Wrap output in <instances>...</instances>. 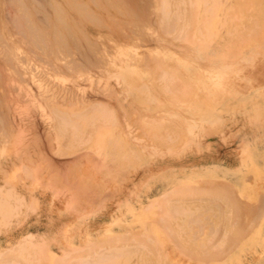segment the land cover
I'll list each match as a JSON object with an SVG mask.
<instances>
[{"label": "rangeland", "instance_id": "obj_1", "mask_svg": "<svg viewBox=\"0 0 264 264\" xmlns=\"http://www.w3.org/2000/svg\"><path fill=\"white\" fill-rule=\"evenodd\" d=\"M130 1L137 13L140 10L144 13L154 10L152 1ZM135 4H141L142 9L139 8L138 10L137 7L140 6ZM209 4L211 2H208ZM222 6L221 9H218L217 14L220 16L218 18L221 20L227 15L226 17L230 18V20L227 19L229 24L215 31L216 33L212 32L210 34L211 37L208 38L210 36L208 35L207 39L205 38L206 40L201 38L202 35H198L196 32L197 38L192 40V42L187 40L183 43L180 41L177 43L170 39L169 35L163 31L161 32V29H156L157 24L148 23L145 25L143 22L142 24H132V27L130 26L137 29V35L132 40L127 38L130 40L126 41L130 42L132 47L136 46L134 47L136 51L139 50L140 53L142 52L141 54L150 52L151 55H154V60L162 61L161 58H163L165 64H169L172 61L171 65H175L177 71L174 74H177L178 77L173 88H175L177 93L174 90L175 93H172V90H168L162 78L160 79L159 77L156 80L155 72L157 70L154 73L153 71L145 70L132 76L128 70H124V72H121L120 78L123 83V92H120L119 95L117 92L121 90V84L117 80L119 78L117 74L110 73L106 78L108 86L105 85L104 89L110 90L106 96L103 93H94L95 87H92L93 84L96 86L97 75L98 81L101 84L103 83L99 80L100 75L98 73L100 72L93 71L94 74L92 75V70L89 72V75L93 76V80H96L95 83L91 84L92 86L89 85L90 89L88 85L82 84L83 82L86 83L82 76L80 78L79 76L78 78L74 77L82 88H86L83 91L91 96L90 98L94 103L103 100L106 101L109 107L114 109V122L110 126V132L112 133V138H124L122 139V148L119 150L114 148L115 146L118 147V144L109 142L105 136L106 148L104 150L94 149V147H91L90 141L86 144L74 145L70 149L65 150L62 145H58L61 143L59 139L57 144L53 143L55 150L52 151L48 147L50 146L48 142L52 138L55 124L53 125L48 120L44 122L41 119V113L37 111V108H32L30 104L26 106L23 103L17 105L15 109L12 108L14 120H29L31 124H28L29 126L25 125V127L30 129L23 131L24 137L13 134L7 144L8 147L0 146V167L3 166L7 170V178L4 179L2 177L4 176L3 170L2 168L0 169V192L2 194L6 192L7 195H10L12 198L7 197L11 205L18 206L16 210H12L13 212H7L11 215L7 213L0 215V219L3 216L6 219L5 221H8L6 225L4 223L0 224V251L10 246L11 248L14 245L19 246L17 242L20 244L24 241L22 239H25L27 243L20 248L23 251L31 252L30 248L37 245L42 248V251L39 250V247L34 246L32 249L33 253H30L31 255L37 254V250L38 252H45L46 255L47 251L54 254L53 258L49 255L46 257L45 264H63L66 261H60L62 259L59 257L62 258L61 255L64 251L73 252V249L77 250V252L74 250L76 254L74 253L72 258H70L71 262L68 263L75 264V261L77 263L82 261L84 256H90V254L95 256L94 252L99 251L101 245H111L113 246L111 249L115 251L114 249L117 248L119 250L118 248L122 245L132 247L133 245H140L145 247V245L155 242V245L150 244V250L144 253L145 256L141 261L138 262L136 255H132L130 256V261L121 262L126 254L124 256H122L123 254H118L116 255L117 259L115 258L116 263H113L164 264L165 262V264H202L201 260L203 261L206 258L202 253V249L212 248L208 247V241L207 244L205 243V247L200 245V241L204 240L205 235L207 238L211 237L209 234L211 231L205 230V234L199 233L198 226L194 225L191 234V229L187 230L185 226L186 217H189L191 213V217H196V214L203 217L202 213L205 215L207 214L205 211L209 210L208 212L212 214H207L210 221L217 223V217L223 216V222L228 224L235 219L237 221L232 224L239 227V214L235 213L236 216L235 214L230 215V211L235 208L236 199L237 201L238 198L241 199L238 201L239 203L242 202L241 204L249 201H252L250 204L255 201L258 203L260 198H262L261 201L264 200V69H262L264 66H258L261 61L264 64V0H235L234 6H232L233 9L230 6ZM171 7L173 9V6ZM122 15L125 16L123 17ZM122 15H115L118 24L112 20L109 21L108 15L105 13H102L100 17L106 24L110 25L109 29H112L111 25L113 26V24L121 25L123 22L124 26L127 25V22L129 24L138 21L136 19L138 17H133V13L131 17L127 16L128 14ZM153 15L155 16V13ZM154 16L152 17L154 18ZM72 17L80 28V32L86 33L97 47L99 44H107V46L103 44L102 46L104 47L99 45V48L106 47L107 52L110 53L107 56H110L109 58L114 56V50L120 47H115L114 44L116 45L117 42L123 39V36L120 37L121 31H119L118 36L117 33L114 34V28L111 30L113 33H109V29L105 30L107 29L106 27H96L87 18L84 19L80 16L78 20L84 19V21L79 20V23L74 18V15ZM76 24L75 32L78 30ZM213 34L216 36H213ZM139 38L142 42L139 41ZM143 40L146 44H144ZM203 40L207 43L209 41L208 45ZM139 44L140 49L137 48ZM112 45L115 49L112 48ZM121 45L127 47L129 44L122 42ZM146 45L147 49H145ZM152 61H150L151 65L153 64ZM142 62L149 65L147 58H144ZM110 63L113 68L117 65L115 60H111ZM260 69L262 70L260 71ZM69 73L67 72V74ZM166 75L168 76L169 74L167 73ZM133 78H136L141 83L143 81L147 83L145 89L142 84V87L138 84L140 89H144V91L136 90L138 86L133 88L135 85L130 82V79ZM152 78H154V81ZM163 78L166 77L164 76ZM78 79L79 81H84L80 83ZM82 85H86V87ZM182 85H185V87L183 89L179 88ZM131 86L133 87L129 88ZM223 86L225 87L223 88ZM177 89H182L181 92L184 91L183 95ZM124 90L127 91L126 94ZM228 90H231V93ZM223 97L225 98L222 99ZM41 103L42 101H40ZM33 109L36 110L34 111ZM2 110L5 111L3 107ZM133 113L139 124L142 123L143 127L148 129L147 134L151 135L155 131L152 133V136H155L153 142L149 140L148 135L145 136L140 131L136 132L131 127L125 115H132ZM151 119H153L152 123ZM154 123H157L158 129L160 127L159 130L154 127ZM159 123L160 125H158ZM149 127H151L150 130L152 132L149 131ZM112 144L114 147H112ZM13 146L20 150L21 157L15 158L13 156ZM117 151H119L118 154H116ZM5 153H9V155H5ZM25 157L28 160L24 161ZM12 160L16 165L13 169L11 167ZM6 165L7 167H5ZM15 169H17V172H15ZM20 169L22 171H18ZM8 174H10V177ZM217 183H219V186L216 188L215 185ZM191 184L207 185L212 190L208 189L207 193L206 189L205 191L181 189L184 185ZM8 190L9 192L7 193ZM170 190L172 192L162 198ZM173 190L175 191L173 192ZM257 190L259 193L256 192ZM230 191L234 195L236 193L238 195L237 198L231 194L233 197L231 199ZM260 193H262V196H260ZM2 194L0 193L1 196H4ZM224 195H228L229 199ZM16 196L21 197V199L18 198L21 200L19 202L20 205L17 203ZM157 200L159 201L157 202ZM231 202H234L233 205ZM170 203L173 205H179L180 203L179 206L183 207L180 208V212H177L176 219L171 215L172 212L170 210L175 206L169 207ZM191 203L192 205H190ZM158 205L159 208L156 207ZM218 205L221 206L217 209ZM147 206L149 207L148 209ZM207 206L211 207L210 209L212 210L210 211ZM197 207H207V209L200 210ZM144 208L147 210H144ZM194 208H196L195 211H198L195 215L193 213L195 212ZM162 209H164L163 212H155L162 211ZM168 210L169 212H167ZM185 212L189 213V216ZM262 213L264 212H261V215H264ZM5 215L8 216L6 217ZM226 215L228 216L227 218ZM241 215L242 213H240ZM170 216L173 219H170ZM257 218L255 219L256 222L258 221L255 228L256 232L258 231L257 229H260V236L252 235L255 225L250 230V227L254 224L250 220L249 230L245 234L246 237H243L246 240L244 243L241 242L244 245L248 239V242L243 247L244 250H240L239 246H234L235 244L227 252L223 251L221 253L222 248L218 254L215 252V256H212L215 260H219L221 256V259L215 264L250 263L249 261H251V256L254 253L250 254L245 251L251 248H254L259 254L257 263L264 264V216L260 219ZM151 219L153 221H150ZM164 219L166 222H164ZM241 219V225L244 227L246 221ZM179 220L182 221V227ZM154 223H156L157 227H154ZM162 225L163 227L165 225V228H170L172 233L168 229H162ZM143 226L145 235L143 234V237H139L142 235V231L138 230L143 229ZM147 227L155 228L157 232L153 233L157 234H153L152 229L150 233V229ZM158 227L167 232L160 229L157 230L156 228ZM136 230L138 233L140 232V235L133 233ZM173 230L176 233H173ZM183 230L184 232L187 230L186 234L181 232ZM194 230L198 232L195 233ZM130 231L131 233L129 234ZM146 231L152 235V239L156 236L157 239L154 238L155 240H152L148 233L149 236H146ZM121 233H127L125 236L129 235L128 237L132 239L127 238L129 241H126L125 236L121 239ZM166 233L171 234L165 235ZM248 233H250V236ZM118 234L119 236H117ZM193 234L196 235L194 239L199 242L198 244L188 242L191 235V238H193ZM136 235H138L139 239ZM158 235H160V240ZM167 236L176 238V241L180 243H176L174 239L173 244V238L167 240ZM106 237L108 239L117 237V240L114 242H109L110 240H108L107 242ZM146 238L151 241H147L145 244ZM141 240L144 241L142 242ZM157 241L162 242V244L158 245L159 247L162 245L161 248H158L157 243L159 242ZM29 242L33 245L32 247ZM93 244V249L85 250L83 248L85 245ZM176 245L181 247L178 248ZM154 253H157V257H154L152 261ZM198 254L199 256L195 257ZM77 255L80 256L78 257ZM232 255L234 256L232 257ZM120 256L122 257L120 258ZM189 256L192 258H189ZM213 259L209 260L212 261ZM91 264H95V262ZM106 264L110 263L107 262Z\"/></svg>", "mask_w": 264, "mask_h": 264}, {"label": "bare ground", "instance_id": "obj_2", "mask_svg": "<svg viewBox=\"0 0 264 264\" xmlns=\"http://www.w3.org/2000/svg\"><path fill=\"white\" fill-rule=\"evenodd\" d=\"M45 1H41V0H0V146L2 145L4 148L8 147L7 144L9 143L10 138L13 137V134L14 135H20V136L24 137L23 131L29 128V127H25V125L31 124V122L29 120H20L19 119V121H16L13 119L12 108L15 109V107L17 105L24 103V104H26V106L28 104H30L32 108H37V111H39L41 113V119L44 122L48 120V122L49 121H50V123L52 122L53 125L55 124V129H54V132L52 133V138L48 142L50 144V146H48V147H50L49 149H52V151L55 150V148L53 147V143L57 144V141L59 139L61 140L60 141L61 143L58 142L59 143L58 145H60V146L62 145L65 150L70 149L74 145L86 144V143H88V141L91 142V147H94V149L104 150L106 148V144L104 142L105 136H106V138H108L109 142H111V143L114 142L113 144H115V143L118 144V147L117 146L114 147L113 144H112V147L119 150L120 148H122V139H124V138H121V139L112 138L111 137L112 133L110 132V126L113 125L112 123L114 122V113H113L114 109L109 107L106 104V101H103V100H101L100 102L94 103V101L90 98L91 96L88 93H85L83 91L86 88L85 89L82 88L79 85V83H77L76 78H78V76H79V78H80V76H82V78L84 80H86V83L83 82L84 80L79 81V79H78V82H80V83L83 82L82 84H86L88 86L91 85L92 83H95L97 80V83H95L96 86H94V84H93V86L91 85L92 87H95L94 93L96 92V94H97L99 92V93H103L106 96L110 92L109 89H104L105 85H107L106 78L110 75V73L117 74L119 76V78L117 80H119V84H121V87H120L121 90H119V92H117L119 95L120 92H123V86H122L123 83H122L120 78H121V72H124V70H128L129 74L131 76L135 75L139 72L142 73L145 70H148L151 72L153 71V73L155 70H157L156 72L158 73V75L156 72H155L156 75L154 74L156 77V80H158L159 77H160V79L162 78V81L164 80V83H166L165 86L167 87V89L172 90V93H173L175 91V88H173L174 83H176L177 77H178L177 74H174L177 71L175 69V65H171L172 61H170L169 64H165L163 62L164 61L163 58H161L162 61L154 60V55H151L150 52L147 53L145 51L146 52L145 54H141L142 52L140 53L139 50L136 51L134 48L136 46L133 45L134 47H132V45H130V42L126 41V40H130L127 38H131V40H132L134 38V36L137 35L136 34L137 29L131 28L132 24H139V23L142 24L143 22L145 23V25L148 23H154V25L157 24L156 29H161V32L163 31L164 33L169 35L170 39H172L174 42H177V43H178V41L183 43L187 40L192 42V40H195L197 38L196 32L198 33V35L199 34L202 35L201 38L207 39L208 35L212 34V32L216 33L215 31H218L221 28H224L229 24V21H227V19L230 20V18L226 17L227 15L225 17H223L221 20L218 18V17H220L217 14L218 9H221L223 7L222 5L230 6L231 9H233L232 6H234V3H235V0H146V1H152L153 2L154 10H152V12L147 11L148 13H144L142 10H140L139 13H137L136 10L133 8V4L130 0H60V1L59 0H45ZM140 1L143 2V0H140ZM174 2L176 3L177 7H176ZM187 2H188V4H187ZM208 2H211V4L208 5ZM45 3H46V5H45ZM133 3H135V2H133ZM47 4H48V6H47ZM135 5L140 6V7H137L138 10H139V8L142 9L141 4L140 5L135 4ZM171 6H173V9ZM68 9H69V12H68ZM237 9H238V7H237ZM149 10H150V8H149ZM134 12H135V14H134ZM141 12H143V13H141ZM102 13H105L106 15H108L109 21L112 20L114 23H117L116 19H115V15H122V14H126V15L128 14L127 16H129V17L134 15L133 17H138V18H136V19H138V21L137 22L133 21L134 23H129V24L127 22V25H124V26H123V24H124L123 22L121 25H117L118 23L116 25L113 24V26L111 25L112 29H109L110 25L106 24V22L100 17L102 15ZM132 13H133V15H132ZM154 13H155V16L153 15ZM72 15H74V18L77 19V21L80 20L83 22L84 19L87 18L88 21H91L90 23L95 24L96 27L97 26L99 28L106 27L107 29H105V30L109 29L110 30L109 33H111L112 32L111 30H113V28H114V30H113L114 34L117 33L118 36H119V31H121L120 37L123 36V39H121L119 42H117L116 45L114 44L115 47L120 46L119 48H116V50H114L115 51L114 56H111V58H109L110 56H107V54L109 52H107L108 50L106 49V47L105 48H99L100 47L99 45L102 46L104 43L99 44V45L97 44L98 45V47H97L96 45H94L92 43V40L89 38V36L86 33L80 32L81 30L78 27V25L75 23V20H73ZM135 15H137V16H135ZM80 16H82L84 19L78 20V18ZM152 16H154V18ZM238 19H239V17H238ZM80 21H79V23H80ZM88 21H86V22H88ZM126 21H128V20H126ZM113 22H111V23H113ZM72 23H73V25H72ZM75 24L77 25V29H78L77 32H75V30H74V28L76 27ZM135 27L138 28L137 26H135ZM78 31H79V33H78ZM213 36H216V35L213 34ZM210 37H211V35L208 38H210ZM139 41H140V38H139ZM209 41H210V39H209ZM209 41H208V43H209ZM122 42H126L129 45H127V47H125V46H123L124 44L121 45ZM140 42H142V41H140ZM204 42L207 43L206 41H204ZM147 43H149V42H147ZM208 43L206 45H208ZM140 44L137 45L138 46L137 48H139V49H140ZM144 44H146L145 41H144ZM104 45L107 46V44H104ZM112 46H109V47H112ZM114 46L112 48H114ZM121 46H123V47H121ZM102 47H104V46H102ZM147 48L148 47L146 45L145 49H147ZM149 48H150V46H149ZM143 53H144V51H143ZM111 55H113V54H111ZM144 58H147L149 65H146L144 62H142V60ZM111 60H115L117 62V65H115L114 68L110 63ZM152 60H154V61H152ZM150 61H152V63H153L152 65H154L153 67H152ZM154 62L156 65L154 64ZM258 64H259L258 65L259 67L261 65H262V67L264 66L262 61H261V63H258ZM166 67H169V68H166ZM110 69H112V70H110ZM262 69H264V67ZM262 69H260V71ZM90 71L92 72L91 75L94 74L93 71H96L97 73L100 72V73H98L100 75L99 80L102 81L103 83L101 84L98 81V78H97L98 75H97V77L95 76L97 73L94 75V77H96V80L94 81L92 78L93 76L89 75ZM67 72H70V73L67 74ZM102 72H103V74H102ZM167 73L169 74L168 76L166 75ZM154 75H153V77H154ZM164 76L166 78H163ZM74 77H76V78H74ZM152 79L154 81V78H152ZM263 79H264V77H263ZM130 82H132V84L135 85V87L131 86L129 88H132V87L136 88L138 86V84L139 85L142 84L144 89L147 86V83H145L144 81H143V83H141L136 78L130 79ZM255 82H257V81L255 80ZM67 83H70V84H67ZM86 85H84V86L86 87ZM142 85H141V87H142ZM138 87L136 88V90L140 89V87L139 88ZM184 87H185V85L184 86L182 85V87L179 86V88H182V89ZM224 87L225 86H223V88ZM232 87H233V85H232ZM88 88L90 89V86ZM144 89L143 90L140 89V92H141V90L144 91ZM167 89L165 88V90L167 92H169ZM182 89L181 90L177 89V90H178V92H181ZM125 90H126V88H125ZM125 90H124V92L126 94L127 91H125ZM183 92H181L182 95H183ZM224 98L225 97H223L222 99H224ZM182 99H183V96H182ZM121 100H122V97H121ZM40 101H42L43 104L42 103L40 104ZM2 107L5 109V111L2 110ZM33 110L35 111L36 109H33ZM133 115H134V113L132 115H130V114L125 115V118L128 120L131 127L136 132L140 131L145 136L148 135L149 140L153 142L154 141L153 138L155 136H152V133H154L155 131L152 132L150 130L152 125H150L151 127H149V131L152 132L151 135H149V134H147L148 129L144 128L142 123L139 124L138 120ZM152 121H153V119H151V123H152ZM50 123H49V125H50ZM154 125H155L154 127L156 129H158L157 123L156 124L154 123ZM158 125H160V123ZM154 127H153V130H154ZM159 129H160V127H159ZM47 133H48V131H47ZM36 134H38V133H36ZM176 137H177V135H176ZM167 139H169V138L167 137ZM108 140H107V143H108ZM13 148H14V152H13L14 155L13 156L15 158L21 157V155H20L21 153L19 152L20 150L16 149L14 146H13ZM118 152L119 151H117L116 154H118ZM5 155H9V153H5ZM112 157H113V155H112ZM23 160L24 161L28 160V158L25 157ZM100 164H102V163H100ZM14 166H16V165H15V162L12 160L11 161L12 169L14 168ZM5 167H7V165ZM1 168L3 170V175H4L2 177L4 179H6L7 178L6 177L7 176V174H6L7 170L3 166L0 167V169ZM20 168H22V167H20ZM99 168H101V166H99ZM22 169H20L18 171H22ZM15 172H17V169H15ZM25 172H26V169H25ZM9 175L10 174H8V176ZM30 175H29V177H30ZM12 176H14V175H12ZM12 176H11V178H12ZM31 178H32V176H31ZM89 183H90V181H89ZM219 183H217L218 185L217 184L215 185L216 188H217V186H219ZM220 185H222V184L220 183ZM80 187H82V186H80ZM186 188L188 190H191V191H205V189H206L207 193H208V189L212 190V188L207 187V185L203 186L201 184L200 185H193V184L184 185L181 189H186ZM221 188H223V187L221 186ZM174 189H175V187H174ZM174 191L175 190H173V192ZM216 191H214V192H216ZM8 192H9V190L7 191V193ZM171 192H172L171 190H170V192H168V191H167V193L165 192L166 194L163 195L162 198H165ZM230 192L231 193H229V194L231 196V199L233 197L237 198L238 195L236 193H235L236 196L233 194L234 190H233V192L232 191H230ZM256 192L259 193L258 190ZM0 193L2 194V192H0ZM191 193H190V195H191ZM3 194H4V196L6 195V197L0 195L1 196L0 197V215L1 214L3 215V213H7L8 211L13 212L18 207V206H12L11 205V203L8 200L11 197L10 195H7L6 192H3ZM231 194H233L234 196L232 197ZM7 196H9V198ZM224 196H227V198H228V195H224ZM242 196H244V195H242ZM257 196H255V197H257ZM260 196H262V193H260ZM244 197H246V196H244ZM16 198L18 201V202L17 201L16 202L19 204V202L21 201L19 199H21V197L16 196ZM261 199L262 198H260V201H259L260 203L259 202L256 203L257 201H255L252 204H250L252 201H249V202H245L246 205L241 204L242 202L239 203L238 201L241 200L239 198H238V201L236 199V202L234 200V202H235L234 207L235 208H233V210L230 211L231 212L230 215H234L235 213L239 214V216H238V217H240L238 219V222H239L238 225L240 224L239 227H236L232 224V223H235L237 221L235 219H233V221L235 220L234 222L232 221L231 223H228V224L226 222H223V219H222L223 216H221L220 218H218L219 216L217 217V223L210 221L208 218V215L211 214L208 212L209 210H206L207 212L205 211V213H207V214L209 213L208 215L207 214L203 215L204 213H202L203 217L198 216L199 214H196V212L198 213V211H195L196 208L193 209L195 211V212H193L194 215L195 214L197 215L196 217H191L192 213L189 216L188 215L189 213L185 212L189 216V217H186L187 222H185L186 223L185 226H186L187 230L189 228L191 229L190 233L192 232V229H193L192 227H194V225L198 226L197 229H199V233L202 232L205 234V230L211 231L210 233L208 231V233L210 234L211 237L207 238V236L205 235V238L202 237L204 240L200 241V245H202L204 247H205V243L207 244V241H208V247L212 248V249H206V250L202 249L203 252L202 251L201 252L206 257L203 261L201 260L202 264H215L216 262H218L221 259V256H220L219 260L213 259L212 256H215L216 253L218 254V252L221 251L222 248L223 249H222L221 253H223V251H225V252L229 251L228 249L230 247H232L233 244H235L234 246H236V245L239 246L240 250H244L243 247L248 242V239H247V242L243 245V243L246 240L243 237L244 236L246 237L245 234H247L246 232L249 230L248 225L250 223V220L253 221L252 224L254 223L252 225V227H250V230H252L251 228H253V226L255 225L253 228V231H252V235L260 236V229H257L258 231L256 232L255 227H256V223L258 221L256 222L255 219L257 217L260 219V218H262V216H264V215H261V212H264V200L261 201ZM158 201L159 200H157V202ZM171 201L173 202V200H171ZM210 202H212V201H210ZM234 202H231V204L233 205ZM203 203H204V201H203ZM8 204H9V206H8ZM170 204L171 205H169V207L173 205L172 203H170ZM219 204H220V202H219ZM159 205L156 207L159 208ZM177 205H173L175 207L170 209L172 212L171 215L174 216V219L177 218L176 214L180 210V208H183L182 206H179L180 203L178 205L179 208ZM190 205H192V203ZM215 205H216V203H215ZM220 206L221 205H218L217 209ZM156 207H155V209H157ZM207 207H205V208L204 207H202V208L197 207V209H200V210L201 209H207ZM148 208L149 207L147 206V209ZM160 208H161V206H160ZM147 209L144 208V210H147ZM186 209H188V208H186ZM163 210L164 209H162V211L160 210V211H155V212L159 213V212H163ZM211 210L212 209H210V211ZM141 211H143V210L141 209ZM188 211H189V209H188ZM167 212H169V210ZM239 212L242 213L241 216H240ZM185 213H184V216H185ZM199 213H201V212H199ZM218 213H221V212H218ZM236 214H235V216H236ZM262 214H264V213H262ZM8 215H11V214H8ZM162 215L165 216L164 214H162ZM260 215H261V217H260ZM134 217H136V216H134ZM155 217H156V215H155ZM170 217H169L170 219H173L172 216H170ZM200 217H201V219H200ZM227 217L228 216L226 215V218ZM241 218H243V219H241ZM156 219L159 220L160 217H159V219L158 218H156ZM240 219L246 221V224H244L245 225L244 227L241 225ZM5 220L6 219L2 216L0 219V224L4 223L6 225L7 224L6 222H8V221H5ZM160 220L158 222H160ZM183 220H184V218H183ZM150 221H153V220L151 219ZM158 222L156 221V223H158ZM164 222H166V220ZM156 223H154V225ZM180 223L182 224V221H180ZM166 226H169V225H166ZM176 226H179V225H176ZM182 226H183V224L181 225V227ZM154 227H157V226L155 225ZM161 227H162V229L163 228L168 229V227L165 228V225H164V227H163V225ZM142 228L143 229L138 230V231H142L141 232L142 235L139 237H143V234L145 235V232L143 233V231H145L144 226ZM148 229H150V233H151V229L153 230L152 233L157 232L155 230V228L153 229V228L149 227ZM156 229L158 230L160 228L158 227ZM162 229H160V230H162ZM169 230H170V232L172 231L170 228L168 229V231ZM187 230L185 232H184V230L181 232H184L186 234ZM136 231H134L133 233H136V234L140 233V232L138 233V231L137 232ZM162 231H165V230H162ZM194 231H195V233L198 232L196 230H194ZM165 232H167V231H165ZM130 233H131V231L129 232V234ZM147 233L148 232L146 231V236L150 235L149 237L151 238L152 235L150 233H148L149 234L148 235ZM171 233H168V234L170 235ZM173 233H176V231L173 230ZM250 233H248L249 236H250ZM126 234L121 233L120 238L121 239L124 238V236ZM153 234H155V233H153ZM168 234L166 233L165 235H168ZM193 235H194L193 238H191L192 237V235H191L190 240L188 242L198 244L199 242L194 239V237H196V235L195 234H193ZM117 236H119V234ZM128 236L127 237L125 236L126 241H129V239L131 238V237L129 238ZM136 236L138 238V235H136ZM159 236L160 235H158V238L160 240ZM156 237H154V238H156ZM116 238L117 237H115V239H110V238L108 239L107 238L106 241L108 242V240H110L109 242H114L117 240ZM127 238H129V239L127 240ZM167 238H168L167 240H169L173 237L170 238V236H167ZM174 239L176 241V238H173L172 239L173 244H174V241H173ZM22 240H24L23 241L24 243L21 242L19 244V242H17L19 246L14 245V247H12V248L10 246L9 248L2 249L0 251V264H45V262H46L45 259H46V257H48V255L52 258L54 257V254L50 251H47V255H46L45 252H38L37 249H36L37 254L31 255L30 253L32 252L33 247L37 246V245L33 246L30 244V242H29V244L31 245V247L33 246L32 248H30L31 252H29V251L26 252L27 250L23 251V249H20V248L22 246H24L27 242L25 239H22ZM141 241L143 242L144 240H141ZM147 241L150 242L151 240L150 239L147 240V238H146L145 244L147 243ZM157 242H159V243H157V246L159 244H162V242H160V241H157ZM172 242H170V243H172ZM177 242L178 241H176V243ZM241 242H243V243H241ZM99 243H101V242H99ZM178 243H180V242H178ZM150 244L145 245V247L140 246V245L139 246L133 245V247L129 246V245H122L118 248L119 250H117V248L114 249L115 251H113L111 249V248H113V246H111V245H108V246L101 245V247L99 248L100 250L99 251L97 250L98 252L96 251V253L94 252V255L96 254L95 256H92L90 254V256L89 255L84 256L83 260L79 261V263H77L76 261L74 263L75 264L76 263L77 264H91V263L95 262V264H97V263L98 264H106L108 262V263L112 264L113 262H115V258L117 259L116 255H118V254H120V255L123 254L122 256H124V254H126L125 255L126 257L124 256V259L121 262L130 261V256H132V255H134V256L136 255L137 261L139 262L144 258V256H145L144 253H146V251L150 250ZM155 244L156 243L153 242L151 245H155ZM178 245H180V244H178ZM37 247H39V246H37ZM161 247H162V245H161ZM161 247L158 246V248H161ZM176 247H178V246L176 245ZM180 247H178V248H180ZM72 248H73V246H72ZM83 248L85 250H90L91 248L93 249L94 244L93 245H85ZM41 249L42 248L39 247V250H41ZM74 250L75 249H73V252L64 251L61 255L62 258L59 257L60 259H62L60 261H62V262L66 261V262H63V264H67L68 262L70 263L71 262L70 258H72L74 253L76 254V252H77V250H75L76 252H74ZM182 250H183V247H182ZM43 251H44V249H43ZM78 251H80V250L78 249ZM120 251H121V253H120ZM248 251H245V252L250 253V254L254 253V255L251 256V261H249L250 263H247V264H258L257 260L259 258V254L256 252V250L254 248H251ZM156 255H157V253H154L152 261H153L154 257L155 258L157 257ZM187 255H189V254H187ZM77 256L79 257L80 255H77ZM122 256H120V258ZM198 256H199V254L195 255V257H198ZM233 256L234 255H232V257ZM189 258H192V257L189 256ZM211 258L213 259L212 261H210ZM216 258H217V256H216ZM56 261H57V258H56ZM164 264H165V262H164Z\"/></svg>", "mask_w": 264, "mask_h": 264}]
</instances>
